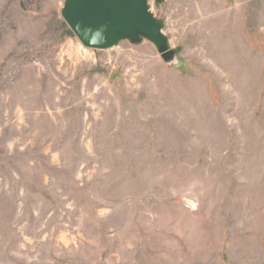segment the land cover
Returning <instances> with one entry per match:
<instances>
[{"label":"rangeland","instance_id":"rangeland-1","mask_svg":"<svg viewBox=\"0 0 264 264\" xmlns=\"http://www.w3.org/2000/svg\"><path fill=\"white\" fill-rule=\"evenodd\" d=\"M65 0H0V264H264V0H147L85 47Z\"/></svg>","mask_w":264,"mask_h":264},{"label":"water","instance_id":"water-1","mask_svg":"<svg viewBox=\"0 0 264 264\" xmlns=\"http://www.w3.org/2000/svg\"><path fill=\"white\" fill-rule=\"evenodd\" d=\"M60 14L85 47L107 49L122 39L135 42L142 37L164 61L175 55L147 0H65Z\"/></svg>","mask_w":264,"mask_h":264}]
</instances>
